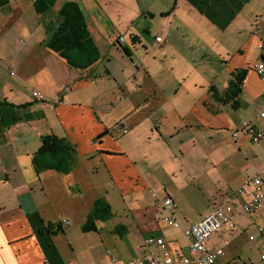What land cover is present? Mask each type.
<instances>
[{"label":"crops","instance_id":"1","mask_svg":"<svg viewBox=\"0 0 264 264\" xmlns=\"http://www.w3.org/2000/svg\"><path fill=\"white\" fill-rule=\"evenodd\" d=\"M66 2L81 7L99 53L85 69L46 47ZM32 3L0 8V264H129L148 237L188 256L184 231L218 205L232 206L233 227L210 236L206 251L221 250L218 263L255 264L254 251L261 260L264 204L243 212L248 197L237 190L264 181V80L254 70L264 63V0H56L39 15ZM242 69L239 109L214 103L210 89L223 92ZM243 104L254 106L247 120ZM246 125L263 134L258 143L233 140ZM46 135L74 147L67 175L34 169ZM165 197L178 228L166 224ZM97 200L112 217L85 233Z\"/></svg>","mask_w":264,"mask_h":264},{"label":"trees","instance_id":"2","mask_svg":"<svg viewBox=\"0 0 264 264\" xmlns=\"http://www.w3.org/2000/svg\"><path fill=\"white\" fill-rule=\"evenodd\" d=\"M9 0H0V8L6 6ZM56 0H33V9L36 14L50 11ZM50 37L46 47L64 59L69 66L85 69L93 65L99 58L98 50L90 36L85 15L76 2H66L57 12L54 23L46 29ZM135 43L136 39H131ZM127 56L128 51L121 48ZM247 70H236L230 74L227 87L223 92L210 89V96L214 103L228 106L231 110L239 109V96ZM76 162L75 149L64 138L46 135L40 138V146L32 157L34 169L38 172L54 170L67 175ZM112 217L109 205L104 200L94 202L90 214L82 225L83 232L95 231L97 220H106ZM122 227L116 229L119 232Z\"/></svg>","mask_w":264,"mask_h":264},{"label":"built area","instance_id":"3","mask_svg":"<svg viewBox=\"0 0 264 264\" xmlns=\"http://www.w3.org/2000/svg\"><path fill=\"white\" fill-rule=\"evenodd\" d=\"M155 41L160 43L162 42V38L156 37ZM118 42L123 43L124 38H119ZM259 48H262L261 44ZM254 70L258 77L264 80V63L256 64ZM32 96L38 101H45V97L36 91L32 92ZM260 117L264 118V113H261ZM114 131L121 132L122 134L127 133V130L122 127L121 123L115 125ZM238 134L249 137L254 144L263 138V134L251 125H246L241 130L234 131L232 133L233 140H236ZM243 195H246L248 199L242 201V211L249 214L258 212L264 204V181L259 177L247 179L244 181L242 187L237 190V196ZM160 204L168 213V216L165 218L166 224L170 227L178 228V224L171 214L177 207L176 203L170 197H165L160 201ZM232 213L233 209L231 205H218L197 224L185 230L184 236L187 240L188 256L178 258L170 253L162 238L148 237L143 242L144 252L142 257L132 260L129 264H225L217 262L218 256L222 255V251L218 250L215 253L207 252L205 241L224 225H228L230 228L233 227L231 222ZM63 224L67 225L68 223L67 221H63ZM260 231L262 232V230ZM157 255L161 257L160 261ZM261 260H264V254L261 255Z\"/></svg>","mask_w":264,"mask_h":264},{"label":"rangeland","instance_id":"4","mask_svg":"<svg viewBox=\"0 0 264 264\" xmlns=\"http://www.w3.org/2000/svg\"><path fill=\"white\" fill-rule=\"evenodd\" d=\"M114 21H116L117 24H119V30L120 31L125 30V26H126L127 21H126V19L123 16L114 19ZM142 24H143V21L142 20L136 22V25L137 26H141ZM117 50L122 53V49L121 48L117 47ZM243 105H244V108L241 109V112H240L239 115H241L243 117V119H246L247 120V119H249V118H251L253 116L252 113H253V110H254V106L253 107H249V108H245V104H243ZM260 254H261L260 252H256V251H254L252 253V259L255 260V264H264V260L263 261L260 260ZM262 254H264V251H262Z\"/></svg>","mask_w":264,"mask_h":264}]
</instances>
